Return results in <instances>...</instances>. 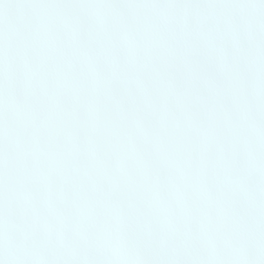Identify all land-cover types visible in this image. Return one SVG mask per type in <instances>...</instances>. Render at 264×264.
Instances as JSON below:
<instances>
[{
	"label": "snow or ice",
	"instance_id": "snow-or-ice-1",
	"mask_svg": "<svg viewBox=\"0 0 264 264\" xmlns=\"http://www.w3.org/2000/svg\"><path fill=\"white\" fill-rule=\"evenodd\" d=\"M0 264H264V0H0Z\"/></svg>",
	"mask_w": 264,
	"mask_h": 264
}]
</instances>
